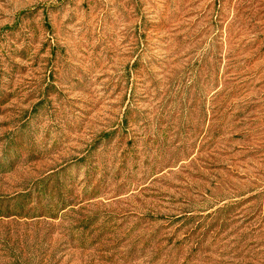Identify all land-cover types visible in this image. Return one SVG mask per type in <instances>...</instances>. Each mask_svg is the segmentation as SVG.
Wrapping results in <instances>:
<instances>
[{
	"label": "rangeland",
	"instance_id": "1",
	"mask_svg": "<svg viewBox=\"0 0 264 264\" xmlns=\"http://www.w3.org/2000/svg\"><path fill=\"white\" fill-rule=\"evenodd\" d=\"M0 264H264V0H0Z\"/></svg>",
	"mask_w": 264,
	"mask_h": 264
}]
</instances>
